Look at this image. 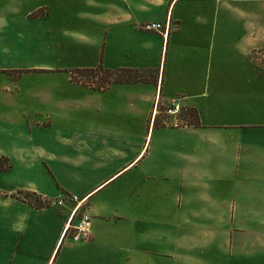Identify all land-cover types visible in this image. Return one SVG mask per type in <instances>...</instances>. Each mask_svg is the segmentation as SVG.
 <instances>
[{
    "label": "crops",
    "instance_id": "obj_1",
    "mask_svg": "<svg viewBox=\"0 0 264 264\" xmlns=\"http://www.w3.org/2000/svg\"><path fill=\"white\" fill-rule=\"evenodd\" d=\"M263 49L264 0H0V264H264ZM99 65L155 76L69 81ZM19 192L86 198L91 237Z\"/></svg>",
    "mask_w": 264,
    "mask_h": 264
},
{
    "label": "built area",
    "instance_id": "obj_2",
    "mask_svg": "<svg viewBox=\"0 0 264 264\" xmlns=\"http://www.w3.org/2000/svg\"><path fill=\"white\" fill-rule=\"evenodd\" d=\"M167 24H148L143 27V30L153 32L162 38H165L168 30ZM157 105L155 106V111L152 112L154 117L156 113L159 115L158 110H156ZM181 112V108L178 104H173L167 107L162 115L174 117L176 121L177 115ZM65 202H70L72 204V209L70 211L69 219L64 225L61 232L60 240L61 242L68 240L70 243L78 244L86 242L91 237V216L86 205V198L78 199L75 196L60 197L54 201H45L42 200V203L45 205H52L54 207H65Z\"/></svg>",
    "mask_w": 264,
    "mask_h": 264
},
{
    "label": "rangeland",
    "instance_id": "obj_3",
    "mask_svg": "<svg viewBox=\"0 0 264 264\" xmlns=\"http://www.w3.org/2000/svg\"><path fill=\"white\" fill-rule=\"evenodd\" d=\"M146 34L149 36V34H151V33L147 32ZM152 35L156 36L155 33L152 34ZM253 59H254L255 63L257 64V66L260 67V69H264V49L261 50L258 54H256V56ZM99 66H101V65H99ZM154 76H155V74L149 72V73L140 74L139 78H141V80L143 79L144 81H147V80H151L152 77L154 78ZM71 77H72V82H74L75 84L82 85V86H87V87L90 86V87H93L95 89H99V87L101 85H104L102 83L106 82V80L104 81L105 75L102 72H100V71H93V72H90V73L88 71L87 72L86 71L78 72V73H75V75H72ZM55 79L38 78V79L34 80V78H31V79H26L25 81H33V82H35L36 86H42L43 84H50V83H56V84H64L65 83L64 82L65 80L63 78H55ZM165 109H166V107H161L160 106L158 108V113H160L162 115V112ZM161 115H160L159 119L162 118V120L163 119L166 120L165 122H168L167 124H169L170 123L169 120L171 119V117H167L166 118V116H161ZM159 119L156 121L157 125L160 124V120ZM177 120H180L181 123L182 122L194 123L195 118L193 116V113H191L190 110L181 109L180 114L177 115ZM72 139L75 141L73 143V145H72V148H75L77 146L76 141L81 140V139H76L75 137H73ZM86 140L88 141V143L91 146L96 145V141L93 138H89V139H86ZM2 164H3V167H4L5 163H2ZM19 198H21V196H19ZM27 200L30 201L31 199L28 198Z\"/></svg>",
    "mask_w": 264,
    "mask_h": 264
},
{
    "label": "trees",
    "instance_id": "obj_4",
    "mask_svg": "<svg viewBox=\"0 0 264 264\" xmlns=\"http://www.w3.org/2000/svg\"><path fill=\"white\" fill-rule=\"evenodd\" d=\"M84 71H86V72L88 71L89 73L93 72V71H100L105 75L104 81L106 80V82H103L102 84H104V85H101L99 87V89H95V88L90 87V86H88V87L84 86V87H86V88H88L94 92H103V91L107 90L113 84H132V83L144 81L143 79L141 80V78H139L140 74H142L139 71H133V70L109 71V70H104L101 66H98L95 69L71 71L68 73L69 74V81L72 82V77H71L72 75H75V73L84 72ZM72 83H74V82H72ZM191 113H193L195 121H194V123H190V122H187V123H188V125H191V126H197V124H198L197 116H196L195 112L192 110H191ZM2 163H6V160L5 159L0 160V172L1 173L6 172L10 169V166L7 165V163H6V166H4V167H3ZM18 194L21 196V198H19L20 201H22V202H24V203H26L29 206H32L34 208H44L46 205V204L44 205L42 203V199L34 193L19 192ZM28 198H30L31 200L28 201L27 200Z\"/></svg>",
    "mask_w": 264,
    "mask_h": 264
},
{
    "label": "bare ground",
    "instance_id": "obj_5",
    "mask_svg": "<svg viewBox=\"0 0 264 264\" xmlns=\"http://www.w3.org/2000/svg\"><path fill=\"white\" fill-rule=\"evenodd\" d=\"M87 200V199H86Z\"/></svg>",
    "mask_w": 264,
    "mask_h": 264
}]
</instances>
